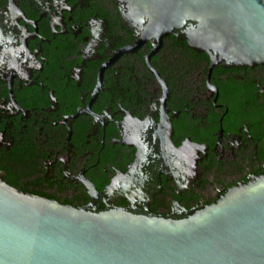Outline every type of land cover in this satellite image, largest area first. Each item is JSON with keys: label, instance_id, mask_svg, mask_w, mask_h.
<instances>
[{"label": "flooded vegetation", "instance_id": "af4514ba", "mask_svg": "<svg viewBox=\"0 0 264 264\" xmlns=\"http://www.w3.org/2000/svg\"><path fill=\"white\" fill-rule=\"evenodd\" d=\"M0 0V181L75 209L166 218L264 179V66L177 36L136 51L114 0Z\"/></svg>", "mask_w": 264, "mask_h": 264}, {"label": "water", "instance_id": "95a60500", "mask_svg": "<svg viewBox=\"0 0 264 264\" xmlns=\"http://www.w3.org/2000/svg\"><path fill=\"white\" fill-rule=\"evenodd\" d=\"M114 1L136 35L131 51L152 42V56L174 35L211 68L264 66V0ZM10 6L0 39L16 28ZM0 264H264V179L166 218L75 209L0 181Z\"/></svg>", "mask_w": 264, "mask_h": 264}]
</instances>
